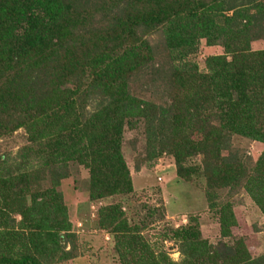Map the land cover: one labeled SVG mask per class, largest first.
<instances>
[{"label":"trees","instance_id":"trees-1","mask_svg":"<svg viewBox=\"0 0 264 264\" xmlns=\"http://www.w3.org/2000/svg\"><path fill=\"white\" fill-rule=\"evenodd\" d=\"M150 32L161 43L143 38ZM202 40L223 50L205 71L190 59ZM259 40L263 0H0V139L23 128L28 143L18 162L0 159V264L81 255L57 188L77 164L89 173V201L131 193L121 143L140 121L141 160L168 156L179 178L204 186L220 239L204 238L193 216L168 226L160 237L173 241V261L119 203L100 206L98 228L120 264H264L232 234L231 203L217 200L243 188L264 215V149L253 165L230 150L234 135L264 144V49H251Z\"/></svg>","mask_w":264,"mask_h":264},{"label":"rangeland","instance_id":"rangeland-1","mask_svg":"<svg viewBox=\"0 0 264 264\" xmlns=\"http://www.w3.org/2000/svg\"><path fill=\"white\" fill-rule=\"evenodd\" d=\"M142 35L155 45L161 43L159 33L150 32ZM251 49H264V40L253 42ZM155 51L156 60L161 62L162 54L158 48ZM222 53L220 46L208 47L202 40L190 59L197 64L200 71H205L206 57ZM140 81L133 86L135 94L141 91ZM151 94L153 93L143 92L141 97L149 98ZM26 136L25 130L19 128L10 136L1 138L0 159L7 160L9 164L13 161L18 162V151L28 144ZM263 149V143L241 136L234 135L230 141V150L249 165L256 162ZM121 154L129 170L132 192L126 195H114L100 202L88 200V170L77 164H69V176L61 180L57 190L61 192L67 207L71 230L77 236L81 255L63 264H120L114 252L112 235L99 229L97 225L98 208L112 203L121 205L129 222L141 223L144 226L142 234L148 243L154 249H158L162 243V248L169 252V257L173 261L180 259L173 241L161 240L160 236L168 226L177 228L187 224L190 216L197 218L204 238L213 244L219 241L218 219L209 209L204 186L179 178L173 160L168 156H161L151 161L141 160L145 156L142 121L133 128L124 127ZM199 159L197 157L193 161L198 162ZM32 164L35 166L37 162L32 160ZM217 200L231 203L237 221L232 234L244 239L250 255L255 257L264 253V215L247 192L243 188L219 190Z\"/></svg>","mask_w":264,"mask_h":264}]
</instances>
